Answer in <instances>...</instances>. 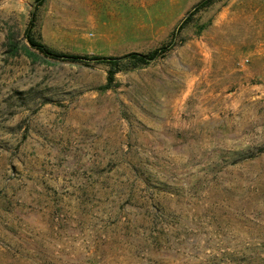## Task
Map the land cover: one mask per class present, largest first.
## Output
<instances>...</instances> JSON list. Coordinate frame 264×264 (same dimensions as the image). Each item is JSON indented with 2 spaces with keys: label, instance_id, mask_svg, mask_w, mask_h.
Wrapping results in <instances>:
<instances>
[{
  "label": "rangeland",
  "instance_id": "rangeland-1",
  "mask_svg": "<svg viewBox=\"0 0 264 264\" xmlns=\"http://www.w3.org/2000/svg\"><path fill=\"white\" fill-rule=\"evenodd\" d=\"M202 1L0 0V264H264V0Z\"/></svg>",
  "mask_w": 264,
  "mask_h": 264
},
{
  "label": "trees",
  "instance_id": "trees-1",
  "mask_svg": "<svg viewBox=\"0 0 264 264\" xmlns=\"http://www.w3.org/2000/svg\"><path fill=\"white\" fill-rule=\"evenodd\" d=\"M208 2H209V0H204L201 3H199V6H201L203 4H207ZM196 8H198V7H196ZM32 26H33V21L30 22L28 28L25 31V39H26L27 43H21L22 54L25 55L26 57L30 58L31 60H34V57H33L34 53H32V51H31V48H33V49L37 50L39 53H41L47 57H51V58H55V59L70 60V61H82L85 63H87V62L104 63V64L111 65V66L117 65L119 57H115V56H105V55L87 56V55L76 54V53H64V52L54 51L33 37L32 33H31ZM178 28H180V26H178ZM172 46H173V43H172V41H170L167 44L156 48L149 55H143L140 53H130L128 56H135V57H138L140 60L147 62L146 60H150L154 56L166 52ZM114 74H115L114 69H110L109 74H108L109 81H111L113 79Z\"/></svg>",
  "mask_w": 264,
  "mask_h": 264
}]
</instances>
